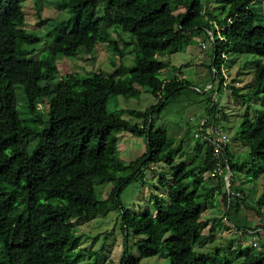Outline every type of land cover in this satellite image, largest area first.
I'll return each instance as SVG.
<instances>
[{
  "label": "trees",
  "instance_id": "16d2710c",
  "mask_svg": "<svg viewBox=\"0 0 264 264\" xmlns=\"http://www.w3.org/2000/svg\"><path fill=\"white\" fill-rule=\"evenodd\" d=\"M26 1L0 0V35L5 29L19 31L10 47L0 49V264H78L86 258L98 264L99 252H74L73 221L112 211L120 214L124 237L119 264L135 263L131 246L140 258L163 256L169 264H230L236 258L240 264H264V249L257 254L239 249L231 259L222 248L196 250L208 239L201 216L215 208L217 196L225 209V217L213 220L218 226L229 219L230 204L251 198V190L247 194L234 185L235 176L244 174L253 182L264 175V115L241 120L232 140L245 144L247 152L237 159L230 145L214 158L212 146L201 141L207 127L227 133L221 124L228 118L212 97L191 155H181L185 138L175 145L153 120L169 99L190 86L184 78L163 79L169 63L157 56L179 53L200 34L212 48L210 72L218 79L217 91L228 88L242 104L259 100L264 106V25L255 0H212L218 12L211 10V0H63L69 27L55 26V42L39 60L32 59L31 49L39 38L23 29ZM106 20L112 33L130 36L119 41L133 46V64L110 75L58 77L56 55L71 60L93 55L96 44L107 42L122 57L119 42L104 35ZM244 54L259 58L250 63L254 73L247 93L234 79L224 85L221 73L235 61L232 57ZM250 64L245 62L240 72ZM16 87L22 90L28 121L13 107ZM142 89L156 99L155 105L144 112L110 110V100L138 98ZM44 100L45 110L38 108ZM123 114L139 123L123 120ZM121 133L143 138L146 153L128 164L118 160ZM216 162L229 175L228 186L223 177L210 176ZM158 164L169 169L158 176L164 195L153 196L142 211L129 212L120 201L122 191L143 167ZM126 171L128 176H119ZM98 184L112 186L105 199L97 193ZM249 208L264 222V191ZM230 225L234 232L250 234L238 221Z\"/></svg>",
  "mask_w": 264,
  "mask_h": 264
},
{
  "label": "rangeland",
  "instance_id": "374dc122",
  "mask_svg": "<svg viewBox=\"0 0 264 264\" xmlns=\"http://www.w3.org/2000/svg\"><path fill=\"white\" fill-rule=\"evenodd\" d=\"M23 7L25 13L23 29L39 38V42L31 47L34 51L32 59L46 58L48 56L47 51L55 42L54 35L59 32L56 31L53 34L55 26L61 24L69 27L67 22L70 13L63 6V0H28L23 4ZM254 7L258 12L259 23L264 25V0H255ZM210 8L215 12L219 11L218 6L212 0L210 1ZM105 23L104 27L107 31L104 35L119 42V49L123 53L122 57L115 56L107 42L96 44L93 55L82 54L73 60L56 55L54 62L58 69V77L70 73L110 75L114 71H122L121 67L123 66L130 67L133 64V46L125 47L120 43L129 41L130 36L122 32L112 33L108 20ZM18 32V30H3L0 35V49L10 47ZM119 39L122 41H119ZM211 56L210 42L203 34H200L197 38L194 36L191 42L185 44L179 53L157 56L160 60L169 63V67L161 72L163 79L171 80L173 78H183L184 76L190 86L169 99L162 111L153 115L155 128L163 129L168 137L175 140V145H178L185 138L183 153L193 154L196 142L195 134L198 132L200 122L206 118V108L210 105L209 98L212 97L213 102L228 118L227 123L220 124L224 129H227V135L230 138L229 147L233 159H237L247 152L245 144L238 139L232 140L241 120L247 117L254 121L257 117L264 115V106L259 100L242 104L231 96L228 88L217 91L218 79L214 80L210 72ZM232 59H235L232 65L230 67L228 65V68L224 66L221 70L224 76V85H230L231 80L234 79V81H238L234 85L243 88L242 93H247L249 90L247 88H249L254 73V64L250 63H257L259 58L244 54L234 56ZM245 62L250 65L240 72V67ZM141 91L138 98L125 99L117 97L115 100H110L108 104L110 110L124 109L144 112L147 108L156 104V99L147 90L142 89ZM15 97L16 105L13 107L18 112L21 120L28 121L23 108L24 96L20 87L15 88ZM38 106L43 107L45 110L47 103L44 100ZM221 112L218 113L219 118ZM120 118L132 124L139 123L127 114L120 115ZM118 137L117 156L121 162L128 164L146 153L147 147L143 138L133 137L128 133H121ZM32 144L33 140H30L28 145ZM185 153L181 155L184 156ZM181 155L179 157H183ZM164 170L169 173V169L163 164L143 167L141 172L136 174L120 195L123 207L131 213L142 211L148 206L153 196L164 195L163 188L158 184L159 172ZM128 175L129 171L119 174L120 177ZM225 181L228 184V180ZM234 185L242 188L247 194L251 190V198L245 199V203L236 201L237 204H230L227 210L229 219H222L220 226H218L217 222H213V220L225 217V209L221 196H217L215 208L206 210L201 216L202 221H205L207 225L203 232L208 236V239L203 244L196 246V250L212 252L215 247L222 248L224 254L230 259L233 257L232 252L239 249L255 254L263 251L264 229H261V226L264 222L249 207L255 206L256 201L264 191V175L253 182L248 181L244 174L237 175L234 178ZM111 188L112 186L109 184H98L97 193L99 192L100 197L105 199ZM235 221H238L241 227H247L250 234L245 235L241 232H234L230 228V224ZM227 227L229 230L226 229ZM210 231L212 235L209 236ZM73 237L74 252L79 250L99 252L101 255L98 258V264H119L124 237L121 231L120 214L117 211H112L107 216L97 215L89 219L73 221ZM129 254L135 260V263L130 264H169L167 258L163 256L140 258L133 246L129 248ZM90 262L91 260L86 258L78 264H90ZM230 264H240L239 259L231 260Z\"/></svg>",
  "mask_w": 264,
  "mask_h": 264
},
{
  "label": "built area",
  "instance_id": "2783aa9c",
  "mask_svg": "<svg viewBox=\"0 0 264 264\" xmlns=\"http://www.w3.org/2000/svg\"><path fill=\"white\" fill-rule=\"evenodd\" d=\"M38 108H40L38 106ZM43 108V107H42ZM205 124V120H202L199 124L200 129L198 131L202 132V127ZM201 141L209 143L212 146V155L214 158H217L218 155H220L222 147L229 145L230 138L225 133L222 128L219 126H214V127H207L206 129L203 130V134H201ZM195 137H199V132L195 134ZM227 175V176H225ZM210 176L211 177H223L224 180L229 179V175L225 172V170L220 166L218 162H216V165L212 171H210ZM229 183L227 184V186Z\"/></svg>",
  "mask_w": 264,
  "mask_h": 264
},
{
  "label": "crops",
  "instance_id": "0c3cea01",
  "mask_svg": "<svg viewBox=\"0 0 264 264\" xmlns=\"http://www.w3.org/2000/svg\"><path fill=\"white\" fill-rule=\"evenodd\" d=\"M183 78H184V76H183ZM185 80H186V78H184Z\"/></svg>",
  "mask_w": 264,
  "mask_h": 264
}]
</instances>
